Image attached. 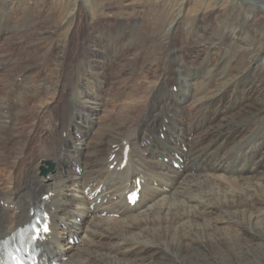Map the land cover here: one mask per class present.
Wrapping results in <instances>:
<instances>
[{
    "label": "bare ground",
    "instance_id": "1",
    "mask_svg": "<svg viewBox=\"0 0 264 264\" xmlns=\"http://www.w3.org/2000/svg\"><path fill=\"white\" fill-rule=\"evenodd\" d=\"M247 1L253 12L264 11V0ZM13 2L0 0V173H6L0 237L26 223L30 208L52 192V237L44 247L51 258L68 256L65 264H241L250 261L249 253H264V200L253 198L264 194V119L246 111L259 104V93H243L261 80L255 72L264 59L260 35L251 42L235 37L234 29L230 37L222 33L227 48L218 64L211 63L212 47L203 61L189 65L179 29L151 36L144 24L113 33L91 26L92 15L84 11L76 15L80 24L54 41L62 29L37 15L35 0ZM75 29L83 36L71 49ZM110 35L116 38L107 40ZM85 47L92 50L69 68ZM21 52L30 61L14 59ZM239 53L251 61L239 63ZM141 59H157L158 68L166 62L150 76L137 68ZM48 62L55 78L39 80ZM112 68L122 87L108 93L103 89ZM47 93L51 100L31 110L29 102ZM124 142L131 145L128 164L110 171L109 156L116 154L118 167ZM245 147L247 159L237 158ZM173 153L185 159L182 171L163 160L174 159ZM134 176L145 180L135 210L122 196ZM94 184L103 186L107 202L91 210L83 192ZM232 188L244 200L234 206ZM69 234L83 245L71 247Z\"/></svg>",
    "mask_w": 264,
    "mask_h": 264
},
{
    "label": "rangeland",
    "instance_id": "2",
    "mask_svg": "<svg viewBox=\"0 0 264 264\" xmlns=\"http://www.w3.org/2000/svg\"><path fill=\"white\" fill-rule=\"evenodd\" d=\"M19 1L29 2L30 0H14V2L18 5L20 3ZM35 1L37 4V13H38L37 15L40 17L45 16L51 18L50 20L52 21L51 23L52 27L55 26V27H60V29H62L60 37H56L54 41L63 39L62 37H64L63 33L65 29L70 27L74 28L76 22H78L77 26L80 24V22L77 21L76 15L82 16L85 13L84 11H88L90 15L94 16V19L92 16H90V20H88L91 26L99 25V27H101L102 29H110V31L113 30V33H116L117 30H123V29L133 30V29H138L139 27H140L139 29H141L145 26L144 29L146 28L148 34L152 36L154 35L153 33H156L157 31L158 32L164 31L166 35L169 32V30L172 28H176L175 31L179 29L180 36L177 42L178 44H180L182 51H184L183 55L186 57L187 63H189V65L198 64L199 62L203 61L205 58L204 50L212 47L216 48L217 50L211 51V63L218 64L219 63L218 57L222 58L223 56H225L226 54L225 50L227 48L225 45H223L224 41L221 35L223 33L225 34L226 37H230L228 35H230L231 32L234 30L238 31V35L235 37H241L244 38L245 40L247 39V41H251V39L253 40L254 36L259 34L260 37L258 38L259 39L258 43H261V48L263 47V53H264V11H262L260 8L258 9L256 8V11L254 12L251 9H248L246 7V5H248L247 0H85V1L84 0H35ZM84 4H88L87 5L88 10L82 8ZM78 8L81 9L78 10ZM12 15H13L12 17L15 19L18 17V15L15 12ZM224 29L227 30L225 31ZM82 36L83 33H79L78 31L76 32V29L74 33L72 32L71 49H74L80 44L78 42L81 41ZM106 38L107 40H113L116 37L114 38V35H110ZM219 48L221 50H219ZM245 49L252 50V47H245ZM91 50L92 48L89 49L88 47L81 48L76 58L74 60H69V68H71L73 65H76ZM222 50L224 51L223 54H222ZM27 56H28L27 52H21L18 54L14 53V59L21 60L19 62L20 64L25 63L26 61H30V59H28L29 56L28 57ZM238 56H241L238 57L239 63H243L244 59H246L248 62L251 61L250 56H244L241 53H239ZM24 58H26V60H24ZM156 60L145 63L143 59H141L140 62L137 63L138 65L137 68L138 69L140 68V71L143 70L145 73L149 74L150 76H154L156 74L159 75V73H161V70L163 69V63L166 61L163 62V60H160L158 62L160 64V67L158 68V66L156 65L157 63L155 62ZM52 65L54 64L48 62V64L44 65L43 67H40L38 72L40 73V76L42 78L39 80H43L45 78L51 81L53 78H55V75L52 74V69H53ZM16 72H18V70H13L12 73L9 74L12 76L13 74H16ZM255 72L261 75V80H256L254 83L255 85L253 84L251 86L249 92L243 91V93H245L249 97L259 93L257 96L259 99L255 97H252L251 99L255 98L257 99V102L258 100L261 101H259V104H255L256 106H248L247 104L248 107H246L247 108L246 111L249 112L250 110L251 114L254 112L255 114L253 113V116L255 115L258 116L261 114L260 115L261 119H264L263 117L264 109L262 108L264 104H261L264 103V59H263V65L255 69ZM108 74L110 75V76L108 75L109 85L105 87L103 90L108 93L117 92L118 89L122 87L121 74L115 68L110 69L108 71ZM260 81H262V84L259 87L260 89L259 88L257 89V83ZM141 93L142 90H140V93L138 92L137 94L141 95ZM51 98L52 95H50V93L41 94L40 97H38V99L34 98L29 102V107L32 110L36 105L38 106L42 104H47L51 100ZM257 107L260 108L258 109ZM261 111L263 112L261 113ZM29 120L31 121V119L28 118L27 123L29 122ZM247 151H248L247 147H245L244 151L238 149L237 158L244 160L245 158L247 159V155H249V153L245 154V152ZM1 175H4L6 179L5 172L0 173V179L2 177ZM3 179L4 177H2V180ZM0 183L3 182L0 181ZM232 190L233 191L230 193V199L232 198L230 202L232 203L231 204L232 206L237 204L239 201H244L243 199L239 198V196L234 194L238 192L237 188L235 189L232 188ZM253 198L255 199V201L264 200V194H257ZM242 203L245 204V202ZM263 255L264 253H261L258 255V257L257 256L254 257L255 254L253 255L249 253V257L248 256L246 257L248 259L251 258L250 261L247 263L243 262L241 264L244 263L264 264ZM233 262H234L233 264H235V261Z\"/></svg>",
    "mask_w": 264,
    "mask_h": 264
},
{
    "label": "snow or ice",
    "instance_id": "3",
    "mask_svg": "<svg viewBox=\"0 0 264 264\" xmlns=\"http://www.w3.org/2000/svg\"><path fill=\"white\" fill-rule=\"evenodd\" d=\"M44 231H45V232H47V231H48L47 227H45V228H44Z\"/></svg>",
    "mask_w": 264,
    "mask_h": 264
}]
</instances>
